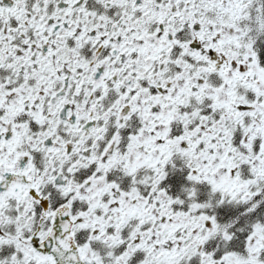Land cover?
I'll return each instance as SVG.
<instances>
[{"label": "snow or ice", "instance_id": "snow-or-ice-1", "mask_svg": "<svg viewBox=\"0 0 264 264\" xmlns=\"http://www.w3.org/2000/svg\"><path fill=\"white\" fill-rule=\"evenodd\" d=\"M0 264H264V0H0Z\"/></svg>", "mask_w": 264, "mask_h": 264}]
</instances>
